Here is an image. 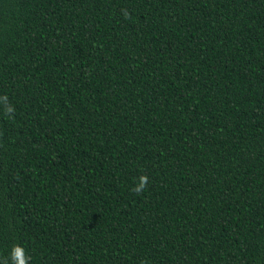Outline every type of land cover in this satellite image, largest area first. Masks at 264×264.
I'll list each match as a JSON object with an SVG mask.
<instances>
[{
  "label": "trees",
  "instance_id": "obj_1",
  "mask_svg": "<svg viewBox=\"0 0 264 264\" xmlns=\"http://www.w3.org/2000/svg\"><path fill=\"white\" fill-rule=\"evenodd\" d=\"M15 246L264 264V0H0V264Z\"/></svg>",
  "mask_w": 264,
  "mask_h": 264
},
{
  "label": "clouds",
  "instance_id": "obj_2",
  "mask_svg": "<svg viewBox=\"0 0 264 264\" xmlns=\"http://www.w3.org/2000/svg\"><path fill=\"white\" fill-rule=\"evenodd\" d=\"M125 18H129V14L125 11ZM14 111L12 107L7 108V114H11ZM148 185V177L146 175H142L139 178V183L136 187L132 189L133 192L140 194L143 190L146 189ZM12 258L15 264H25L23 250L19 246H15L12 251Z\"/></svg>",
  "mask_w": 264,
  "mask_h": 264
}]
</instances>
